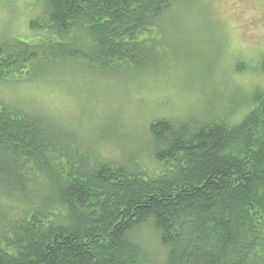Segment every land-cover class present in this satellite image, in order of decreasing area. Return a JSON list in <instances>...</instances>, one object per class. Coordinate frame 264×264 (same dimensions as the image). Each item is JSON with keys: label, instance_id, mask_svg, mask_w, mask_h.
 I'll list each match as a JSON object with an SVG mask.
<instances>
[{"label": "trees", "instance_id": "obj_1", "mask_svg": "<svg viewBox=\"0 0 264 264\" xmlns=\"http://www.w3.org/2000/svg\"><path fill=\"white\" fill-rule=\"evenodd\" d=\"M34 1L43 9L28 20L31 37L0 42V81L62 61L148 72L183 0ZM249 100L236 120L151 122V167L100 158L77 134L0 101V264H264V88ZM148 220L160 259L133 235Z\"/></svg>", "mask_w": 264, "mask_h": 264}, {"label": "rangeland", "instance_id": "obj_2", "mask_svg": "<svg viewBox=\"0 0 264 264\" xmlns=\"http://www.w3.org/2000/svg\"><path fill=\"white\" fill-rule=\"evenodd\" d=\"M38 4L0 0V42L30 38L28 20L41 15ZM165 21V48L148 72L105 75L62 61L42 65L32 79L0 81V101L77 134L100 158L126 163L131 156L154 166L151 122L164 118L191 130L221 115L236 120L253 91L264 88V0H183ZM150 221L133 235L160 259L164 248Z\"/></svg>", "mask_w": 264, "mask_h": 264}]
</instances>
